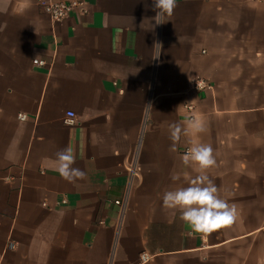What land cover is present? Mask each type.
<instances>
[{"label": "crops", "instance_id": "0c3cea01", "mask_svg": "<svg viewBox=\"0 0 264 264\" xmlns=\"http://www.w3.org/2000/svg\"><path fill=\"white\" fill-rule=\"evenodd\" d=\"M84 1L54 24L0 0V264H264V0H177L158 25L153 0ZM191 115L205 131L171 151ZM192 141L238 212L208 236L162 205ZM67 147L83 179L54 170Z\"/></svg>", "mask_w": 264, "mask_h": 264}, {"label": "clouds", "instance_id": "9594fccd", "mask_svg": "<svg viewBox=\"0 0 264 264\" xmlns=\"http://www.w3.org/2000/svg\"><path fill=\"white\" fill-rule=\"evenodd\" d=\"M156 15L152 17L155 24H163L169 20L174 9L177 7V0H153ZM160 45V44H159ZM161 47V45H160ZM158 54L155 58H158ZM26 120V115L24 117ZM185 127L180 123L169 126L170 139L172 140L171 151L176 150V144L181 136L190 134H200L205 131L202 121L188 119L184 122ZM185 165L194 166L197 173L186 187H178L174 190L166 191L163 195L162 205L166 210L178 211L180 219L192 233L208 236L220 228H229L237 220L238 212L234 204H229L220 195V190L209 178L207 172L216 166L214 149L210 144L191 142L186 153L182 157ZM76 156L71 147L58 151L52 161L54 170L62 178L68 181L83 179L85 172L74 167ZM176 179L175 176L172 177Z\"/></svg>", "mask_w": 264, "mask_h": 264}, {"label": "built area", "instance_id": "2783aa9c", "mask_svg": "<svg viewBox=\"0 0 264 264\" xmlns=\"http://www.w3.org/2000/svg\"><path fill=\"white\" fill-rule=\"evenodd\" d=\"M38 4L41 7L42 11L50 18L52 23L57 24L62 21H64L69 14L72 11H76L80 14L85 13V6L86 2L84 0H59V1H54V0H38ZM33 63L38 66V67H44L46 65V62L43 60L35 59L33 60ZM196 86L198 88H204L206 85L202 82L196 83ZM189 111L193 109V106L190 105L187 107ZM25 114L19 115V119L21 121H24ZM27 118V116H26ZM190 119H193V116H190ZM65 123L67 125H73L75 124V115L72 112H69L67 114V118L65 119ZM63 202H66L64 200ZM117 205H122V202L116 201L115 202ZM151 256L143 252L138 261L135 262L134 264H149L151 261Z\"/></svg>", "mask_w": 264, "mask_h": 264}]
</instances>
